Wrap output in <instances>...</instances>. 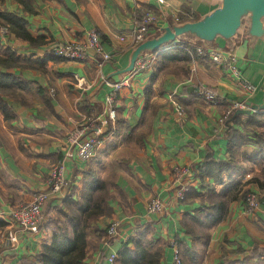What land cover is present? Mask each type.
Returning a JSON list of instances; mask_svg holds the SVG:
<instances>
[{
    "label": "crops",
    "instance_id": "0c3cea01",
    "mask_svg": "<svg viewBox=\"0 0 264 264\" xmlns=\"http://www.w3.org/2000/svg\"><path fill=\"white\" fill-rule=\"evenodd\" d=\"M33 5L36 12L28 13L14 0L0 3L2 11L23 15L30 33L43 38L36 46L14 34L0 42V55L11 49L23 65L6 70L23 83L15 87L16 97H7L15 118L7 121L0 109V264L33 259L50 241L53 227L48 217L37 229L24 232L9 222L8 215L48 188L50 171L63 159L72 185L45 207L51 205L58 214L67 211L64 200H80L87 173L94 171L106 182L114 211L90 224L83 264H109V254L146 229L147 238L163 249L161 264H175L170 241L178 237L195 249L197 259L192 264H264V161L253 153L252 140L235 157L241 173H224L222 184L199 174L209 153L215 159L231 158L227 120L232 114L221 119L232 103L262 102L264 37L252 38L245 29L231 43L221 37L211 44L183 37L162 51L145 54L143 66L136 63L131 72L116 74L129 64L133 49L119 37L128 36L146 10L154 12L158 25L165 27L182 14L200 19L218 8L221 0H167L164 5L151 0H33ZM93 30L112 54L102 67L96 56L71 61L51 53L54 44L83 42ZM178 43L190 51L189 60L174 59ZM199 46L235 53L244 78L257 86L255 93L243 92L236 77L208 56H194L190 48ZM102 75L110 80L130 77V87L119 94L114 124L98 119L109 91ZM203 87L216 90L224 100L216 105L206 101L199 94ZM173 93L184 107V117L172 105ZM248 117L242 115L244 120ZM82 123L90 132L102 127V145L88 162L79 160L67 145L69 133ZM229 125L251 134L233 121ZM184 166H191L193 175L180 179L177 170ZM231 181L257 193L261 207L248 212L242 199L233 201L226 219L209 230L208 238L187 235L183 222L188 214L202 211L209 188L219 191ZM190 188L198 195L187 196ZM155 198L165 202L164 212L149 214L147 208ZM114 220L119 223L118 236L107 238L103 232ZM178 248L184 261L179 242Z\"/></svg>",
    "mask_w": 264,
    "mask_h": 264
},
{
    "label": "trees",
    "instance_id": "16d2710c",
    "mask_svg": "<svg viewBox=\"0 0 264 264\" xmlns=\"http://www.w3.org/2000/svg\"><path fill=\"white\" fill-rule=\"evenodd\" d=\"M5 0H0V3ZM22 5L23 10L35 13L33 0H14ZM179 21H193L188 15H180ZM27 19L16 12L0 9V27H8L16 37L28 41L31 45H39L43 42L42 37H34L28 30ZM185 44L178 43L174 59L189 60L192 55L187 49H182ZM0 49L2 45L0 43ZM192 54L197 55L196 49L190 48ZM28 62L30 60L27 59ZM160 62L163 64V58ZM19 57L11 49H5V56L0 55V109L7 121L15 118L8 104L7 97H16L15 87H22V81L15 77L7 69L22 67ZM5 69V70H4ZM234 111L227 120L230 160L215 159L209 153L204 163L199 166V174L203 178L212 179L215 183H224V173H241L242 166L235 161L236 155L242 146L252 140L255 150L253 153L264 161V113H253L247 120L242 115L235 116ZM233 121L241 125L243 130L250 132L245 134L231 125ZM89 180L82 189L80 200L72 197L64 200L67 211L60 210L62 219H58L53 226L51 239L42 246V250L33 258H22L17 264H83L88 253V230L90 224L101 217L111 216L113 207L109 204V190L106 182L101 180L94 171L87 173ZM244 183L231 181L219 191L210 187L208 194L202 199V211L197 214H188L183 222L186 234L195 239L208 238L209 230L226 219L231 202L242 199L246 203L247 195ZM197 196L195 189L190 188L187 196ZM49 207V206H48ZM3 225L6 223L3 222ZM103 234L109 238L108 231ZM148 229L131 237L128 242L118 248V259L115 264H161L162 247L156 246L155 241L147 238ZM177 239V238H176ZM178 242L182 247L183 263L192 264L197 259V253L184 240Z\"/></svg>",
    "mask_w": 264,
    "mask_h": 264
},
{
    "label": "built area",
    "instance_id": "2783aa9c",
    "mask_svg": "<svg viewBox=\"0 0 264 264\" xmlns=\"http://www.w3.org/2000/svg\"><path fill=\"white\" fill-rule=\"evenodd\" d=\"M156 1L160 5L167 3V0H151ZM175 20H179L177 17ZM158 16L151 10H146L140 21L136 24L134 29L129 33L128 36H120V40L126 42L131 48L137 46L151 35L157 32ZM12 33L8 27H0V42L5 41L10 37ZM199 55H206L218 66L226 69L232 73L237 81L238 85L243 92L246 94H254L257 90V86L248 81L242 75L238 66V57L235 53L227 51L219 47H206L199 46L195 48ZM51 53L56 57L71 60V61H82L87 59L89 56L98 57L99 66L102 67L104 64L112 60V54L107 51L105 45L95 30L90 31L86 35V39L83 42H60L56 43L51 48ZM145 58L142 57L137 61L142 63ZM103 80L109 85V91L104 100V109L98 116L99 120L108 123V121L114 124L118 119L119 114V94L120 92L130 87V77L124 76L121 79L110 80L105 75H102ZM199 94L208 102L213 104H220L224 99L218 94V92L212 88L203 87ZM172 105L176 113L180 117L185 116V110L179 97L176 93L171 95ZM249 108L248 103L244 101H234L231 109L222 117L221 121H225L233 111L239 109ZM102 127L94 132H90V127L86 124H79L72 130L67 137V145L70 151L81 161L88 162L92 160L102 145L103 139L101 138ZM66 159L60 160L49 173L48 176V188L45 191L38 192L34 195L31 202L26 203L19 208L12 210L9 213V222L15 224L24 232H30L37 229L40 224L44 221L43 209L48 200L52 198H59L64 193L70 190L72 180L67 176ZM193 175V168L191 166H184L177 170L178 178L190 177ZM183 198V193L180 195ZM261 207V201L257 193L250 192L246 199V208L248 212L257 211ZM165 209V202L160 198H155L151 201L147 208L149 214H160ZM119 231V223L114 221L108 228V234L110 237H117ZM170 246L175 249L174 260L175 264H182V257L178 248V244L174 241H170ZM118 259V250L113 251L108 255L107 261L109 264H115Z\"/></svg>",
    "mask_w": 264,
    "mask_h": 264
},
{
    "label": "water",
    "instance_id": "95a60500",
    "mask_svg": "<svg viewBox=\"0 0 264 264\" xmlns=\"http://www.w3.org/2000/svg\"><path fill=\"white\" fill-rule=\"evenodd\" d=\"M157 32L133 47L129 64L116 72H131L139 59L147 53H155L178 42L183 37H190L203 43L211 44L218 38L229 43L242 30L252 38L264 37V0H221V5L204 17L184 21L175 20L165 27L157 26ZM108 79V78H107ZM249 108L239 109L237 115H252L264 112V93L261 103L248 102Z\"/></svg>",
    "mask_w": 264,
    "mask_h": 264
},
{
    "label": "rangeland",
    "instance_id": "374dc122",
    "mask_svg": "<svg viewBox=\"0 0 264 264\" xmlns=\"http://www.w3.org/2000/svg\"><path fill=\"white\" fill-rule=\"evenodd\" d=\"M60 161V160H59ZM58 161V162H59ZM58 162L56 163V164H58ZM47 181H48V179H47ZM41 192V191H40ZM259 196V195H258ZM34 198V197H33ZM53 199V198H52ZM259 200H260V196H259ZM261 201V200H260ZM31 202V201H30ZM29 203V202H28ZM46 205V204H45ZM22 206V205H21ZM20 207V206H19ZM19 207H17V208H19ZM17 208H14L13 210H15V209H17ZM58 209H56L55 211H54V209H53V207L51 206V205H49V207L47 206V207H45L44 206V210H43V219L45 218V217H48L49 219H50V222L49 223H51L52 224V227L55 225V222L56 221H58V219H62V218H60V217H62L60 214H58ZM114 212V211H113ZM113 214V213H112ZM112 216V215H111ZM108 217H110V216H108ZM114 221H116V222H118L117 220H114ZM114 221H111L110 222V224L112 223V222H114ZM110 224H109V226L107 227V231H108V228L110 227ZM109 235V234H108ZM172 240H174L177 244H178V242H177V240L174 238V239H172ZM182 264H184L183 263V260H182Z\"/></svg>",
    "mask_w": 264,
    "mask_h": 264
}]
</instances>
